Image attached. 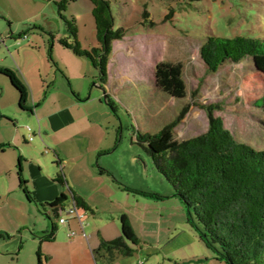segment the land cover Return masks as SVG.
<instances>
[{
  "label": "rangeland",
  "instance_id": "1",
  "mask_svg": "<svg viewBox=\"0 0 264 264\" xmlns=\"http://www.w3.org/2000/svg\"><path fill=\"white\" fill-rule=\"evenodd\" d=\"M59 1L0 0V65L7 57L14 62L17 51L23 63L28 59L27 74L31 82L44 93L43 96L48 95L45 109L40 111L43 115L53 113L55 109L66 108L67 111L74 96L73 86L80 89L79 98L84 105L69 110L75 122L63 132H80V146L86 148L94 147L100 137L111 140L110 135L116 136L117 146L113 145L112 152L102 158L122 176L123 183L167 193V184H163L166 181L153 168L150 157L138 144H132V132L133 128L141 133L156 132L175 121L184 107L187 109L171 131L160 143H154L158 150L205 132L207 114L202 107L204 104L219 105L214 115L222 117L223 126L236 141L264 150V108L256 105L264 94V74L258 71L253 58L246 56L238 62L224 61L218 69L209 71L199 56L205 35L210 32H206L208 26L220 35L232 36L235 28L245 30L250 27L256 21L253 15L242 17L237 8L232 6L230 9L226 3L220 4L222 0H217L215 6H210L211 14L205 21L198 13L189 14L181 21H163L168 13V0H110L115 27L127 29L123 39L113 42L109 59L111 93L107 94L114 110L94 82L96 71L91 62L65 49L59 42V38L67 36L58 11ZM143 6L156 23L153 28L141 23ZM61 12L64 17L75 19L80 49L89 50L97 44L90 0L67 1ZM244 30L242 34H251ZM18 96L9 78L0 74V112H5L0 113V143L21 125L36 131L41 124L43 131L49 130V119L38 121L36 114L33 125L27 112L19 108ZM57 116L53 113L50 117L55 124L59 123ZM41 134L45 144L41 143L39 154L50 155L52 160H48V169L54 168L59 173L54 154L48 149L45 153V148L52 149L53 145ZM28 135L32 139L40 138L39 135ZM66 144L62 146L65 150L76 151L74 144ZM68 147H72L70 151ZM15 161L11 151L0 153V264H36L41 233L50 226L51 220L57 225V220L53 215L50 220L41 214L17 187ZM69 162L67 166L73 165L74 160ZM94 165L100 166L99 163ZM77 178L82 191L93 192L96 185ZM97 193L93 196L95 200L102 196ZM167 196L169 201L175 202V197ZM114 199L119 201V198ZM104 203L109 205L103 207V211L108 208L114 211L116 203H108L106 199ZM133 203L131 200L130 208L134 211ZM173 211L170 207L162 209L161 235L174 231L175 221L183 219L185 222L186 217L183 218L179 210ZM149 213L145 215L147 218ZM169 226L172 228L168 230ZM61 228L58 225L57 229ZM184 228L189 230L186 224ZM198 245L199 249L193 247L191 250L194 254L200 255L201 251L203 254L198 258L199 262L191 264H225L215 259L202 242L199 241Z\"/></svg>",
  "mask_w": 264,
  "mask_h": 264
},
{
  "label": "trees",
  "instance_id": "2",
  "mask_svg": "<svg viewBox=\"0 0 264 264\" xmlns=\"http://www.w3.org/2000/svg\"><path fill=\"white\" fill-rule=\"evenodd\" d=\"M67 1L74 0H60L58 3V11L67 33V36L59 38V42L78 57L88 59L96 71L94 82L98 86H105L108 82L107 65L113 42L123 39L127 29L124 26L115 27L110 0H90L97 44L89 50H82L77 38L75 19L66 18L61 12L65 10ZM168 1V13L163 21H181L192 13L201 14L205 21L211 14L210 6H215L214 2L218 3L217 0ZM223 3L230 9L232 6L237 8L242 17L253 15L256 21L245 30L241 27L235 28L232 36L220 35L208 26L206 32H210L206 33L199 52L201 60L209 71H215L224 61L238 62L246 56H251L258 71L264 74V0H222L220 4ZM141 16V23L148 24L150 28L156 25L150 19V13L145 6ZM243 30L251 34H242ZM0 74L6 75L11 86L18 91L19 108L31 111V107L26 104L27 87L17 73L0 66ZM105 100L115 110L107 93ZM256 105L264 108V94ZM202 107L207 114L205 132L160 150L155 147L154 143H160L179 117H182L187 109L184 107L175 121L156 132L141 133L137 128H133L134 143L150 157L153 168L165 179L170 195L184 208L185 224L190 232L203 243L215 259L225 264H264V150H256L251 145L236 141L232 133L223 126L222 117L214 115V110L219 105L204 104ZM59 162L61 161L57 160L58 164ZM20 180L27 200L33 202L41 214L49 219L53 215L57 220L56 225L50 219V226L41 233V244L55 239L58 225H66L70 220L77 221L70 217L66 218L63 224L58 222L60 213L72 203L82 210V216L84 211L95 212L90 204L74 191L68 194L62 191L48 202L37 201L25 187L22 176ZM53 180L62 188L66 187L62 170ZM122 187L124 192L132 195L139 194L155 199L168 197L135 187ZM119 221L121 235L110 241L102 240L93 250L97 262L105 258L106 264H110L119 255H132L137 246L141 245L128 217L121 214ZM71 231L73 230H69V235ZM73 233L75 234V231ZM36 256V264H43L46 260L40 245L36 249Z\"/></svg>",
  "mask_w": 264,
  "mask_h": 264
},
{
  "label": "crops",
  "instance_id": "3",
  "mask_svg": "<svg viewBox=\"0 0 264 264\" xmlns=\"http://www.w3.org/2000/svg\"><path fill=\"white\" fill-rule=\"evenodd\" d=\"M14 55L16 57L14 62L7 57L1 60L2 65L0 66L15 71L26 85L28 90L26 104L28 107H31V111H24H26L32 119L33 125H35L34 115L36 114V117L38 116V121L40 119L41 121L49 119L47 122L50 126L47 128L49 129L48 131H43L40 124L35 131V128L32 130L30 127L24 128V126L21 125L14 130L13 134L4 138L0 143V147H2L0 153L9 150L16 157L17 161H15V167L18 175L17 187L22 189L25 193L20 180L22 176L27 190L35 200L41 202L53 200L56 196L60 195L62 191L67 194L70 193V191H74L76 194L83 197L95 211L90 213L89 211L83 210L84 212L81 218V225L83 228L79 222L70 220L68 224L61 225L62 228L61 230H57L53 241L42 243H46V245L40 244L41 252L46 256V260H44L43 264H106L105 258H101L98 262L94 259L93 250L97 248L102 240L110 241L121 235L119 221L121 214L128 217L141 245L139 247L137 246L132 255L124 257L120 255V258L117 256L110 264H191V262H199L198 258L203 254V251H201L202 254L198 255L194 254L193 250H191L193 247H197V249L200 248V245H198L199 241L189 230L187 231V229L184 228L185 222L183 219L178 222L175 221L173 225L174 231H166L165 234L161 235L163 208L167 209L170 207L174 211L179 210L183 214L182 217L185 218V211L180 202L177 199L175 202H172V200H170V202L167 198L155 199L144 197L139 194L130 195V193L124 192L122 186L130 185L123 183L121 179L122 176L118 175L119 173H116V171L110 167L109 162L104 163L102 158L103 155H109L112 152V146H117L118 140L116 136L113 135L115 137L114 139V137L110 135L111 140L108 138L105 139V137L102 139L100 137L97 141L98 143L94 147L86 148V146H80V140L82 139L80 132H75L74 130L63 132L66 128L73 127L75 122L69 110L74 111L75 108L78 109L77 107L80 108L84 105L83 101L79 98L80 89L73 86L74 96L71 97L72 99L68 104L69 109L67 111L66 108L54 110L53 113L59 115L57 116L59 117V123L56 122L55 124L53 120L51 121L50 119L53 113L40 114V111L45 109V101L48 99V95L45 94L43 96L44 93L39 91L35 83L31 82L27 74L28 59L23 63V58L19 55V51L14 53ZM109 66L110 64L108 63V82L105 85L106 93H111L109 89V82L111 81ZM0 113L4 114L5 112L2 111ZM7 119L10 121L9 117H7ZM26 131L34 136L39 135L40 138L34 137V139L30 140L31 135H28ZM41 132L45 139H49L47 141L51 142L53 145L52 149L46 147L45 153L48 149L54 154L56 158L55 163L60 170H62L68 191L65 187L62 188L53 180L58 172H55L54 168L48 169L47 163L48 160H52L51 156L49 155V157H46L39 154L38 150L41 143L45 144ZM83 137L86 138L87 136ZM50 138H52V140ZM66 142H70V144H66ZM64 143L66 146L74 144L76 151L72 153L68 152V150L62 147ZM132 144H134V138H132ZM71 148L68 147L69 151ZM71 159L72 161L74 160V163H72L73 165L67 166L66 163H70L69 161H71ZM57 160L61 162L58 164ZM62 162L65 165L61 166ZM94 163H99L100 166L96 167ZM100 168L104 169L103 172H100ZM135 170L136 169L133 168V171ZM77 176L81 178V181H90L96 185L93 192L82 191L79 187V183H77ZM163 184L165 185V183ZM135 188L155 192L156 194L164 196L170 195L171 193L168 185H166L167 193L164 190L158 192L156 189L149 187L143 189L142 186H137ZM97 192H100L102 196L97 197L99 199L95 200L93 196L95 195L94 193ZM114 198H119V201ZM143 198L146 200H141ZM105 199L108 203H116L114 211L109 210V208L108 211H103V207L107 208L109 205L104 203ZM131 200H134V211L130 208ZM149 211H153L154 213L151 214ZM148 213L149 217L147 218L145 215ZM47 228L48 227H46V229ZM170 228H172V226L167 227L168 230ZM70 229L75 231L73 236L69 235ZM198 251L200 252V250Z\"/></svg>",
  "mask_w": 264,
  "mask_h": 264
},
{
  "label": "built area",
  "instance_id": "4",
  "mask_svg": "<svg viewBox=\"0 0 264 264\" xmlns=\"http://www.w3.org/2000/svg\"><path fill=\"white\" fill-rule=\"evenodd\" d=\"M32 138H30L31 140ZM82 210H79L73 203L64 211L60 213V216L58 218V222L63 224L66 222V218H70L73 217V219H76L79 224L81 225V218H82ZM82 227V225H81ZM83 228V227H82ZM81 228V229H82ZM83 231V230H82ZM70 234L74 235L73 231L70 232ZM83 234L85 235V233L83 232Z\"/></svg>",
  "mask_w": 264,
  "mask_h": 264
},
{
  "label": "water",
  "instance_id": "5",
  "mask_svg": "<svg viewBox=\"0 0 264 264\" xmlns=\"http://www.w3.org/2000/svg\"><path fill=\"white\" fill-rule=\"evenodd\" d=\"M98 87L104 93V97L106 98V89H105V87L104 86H98Z\"/></svg>",
  "mask_w": 264,
  "mask_h": 264
},
{
  "label": "flooded vegetation",
  "instance_id": "6",
  "mask_svg": "<svg viewBox=\"0 0 264 264\" xmlns=\"http://www.w3.org/2000/svg\"><path fill=\"white\" fill-rule=\"evenodd\" d=\"M105 87V86H104ZM106 89V88H105Z\"/></svg>",
  "mask_w": 264,
  "mask_h": 264
}]
</instances>
